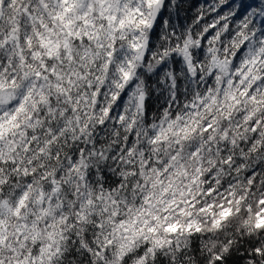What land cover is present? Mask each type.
Wrapping results in <instances>:
<instances>
[{"label":"clouds","instance_id":"9594fccd","mask_svg":"<svg viewBox=\"0 0 264 264\" xmlns=\"http://www.w3.org/2000/svg\"><path fill=\"white\" fill-rule=\"evenodd\" d=\"M236 3L204 39L217 0H0V264H264V3Z\"/></svg>","mask_w":264,"mask_h":264},{"label":"snow or ice","instance_id":"6c2138e0","mask_svg":"<svg viewBox=\"0 0 264 264\" xmlns=\"http://www.w3.org/2000/svg\"><path fill=\"white\" fill-rule=\"evenodd\" d=\"M217 3H218V13L217 14L219 15V21L218 22L213 21L211 30L204 37V39H207L208 36H211L213 33H215L217 27L219 26H223L230 33L232 29V24L228 23L229 19L236 22L237 24H241L251 14L248 10H242L243 8L242 4H237L236 0H217ZM261 3H264V0H261ZM225 8H235L236 11L229 14L224 11ZM257 14L261 16L262 22H264V7H261ZM243 26L247 27L246 24H243ZM133 46L135 47V45ZM127 77H128V73H125V78ZM0 127H2V125H0ZM261 225H264V219L260 220V222L257 224V227H261ZM251 246L253 248H256L254 244ZM256 254L264 255V253H262L261 250L258 248H256ZM247 255L248 253L247 251H245V256ZM252 258L255 259V256H253ZM219 259H222V258H218L217 264H219ZM239 259H243V257L237 258V264H238Z\"/></svg>","mask_w":264,"mask_h":264}]
</instances>
